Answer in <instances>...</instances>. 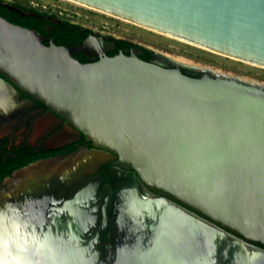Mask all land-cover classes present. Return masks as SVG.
Instances as JSON below:
<instances>
[{
	"label": "water",
	"instance_id": "1",
	"mask_svg": "<svg viewBox=\"0 0 264 264\" xmlns=\"http://www.w3.org/2000/svg\"><path fill=\"white\" fill-rule=\"evenodd\" d=\"M69 1L264 68V0ZM87 50L85 43L44 45L35 31L0 17V97L20 92L41 103L90 145L85 165L109 154L151 195L264 257V85L122 55L97 53L84 64L72 58ZM84 196L60 210L49 209L52 197L40 192L9 205L13 220L5 229L31 244L28 264H175L184 254L182 237L137 205L120 220L127 236L118 234L98 260L91 243L80 245L86 217L69 210ZM65 211L62 224L52 219ZM202 255L204 264H233L213 244L192 259Z\"/></svg>",
	"mask_w": 264,
	"mask_h": 264
},
{
	"label": "flooded vegetation",
	"instance_id": "2",
	"mask_svg": "<svg viewBox=\"0 0 264 264\" xmlns=\"http://www.w3.org/2000/svg\"><path fill=\"white\" fill-rule=\"evenodd\" d=\"M0 6L5 8L6 10L14 12L20 18H34L39 23H43L40 25V31L35 29L31 30L35 31L43 39L44 45H49V43L52 42L55 46L58 47L73 48L81 43H85L87 45V48L89 47L86 54L75 53L72 55V58L77 60L79 63H93L97 61L101 56L115 57L122 55L125 57H136L141 61L168 69L173 68L175 64L174 62L172 63L166 58H162V56H160L159 54H155L153 51L127 41L124 38L115 37L110 33L105 34V32L99 31L98 29L94 31L92 29L83 27L78 23L76 24L74 22H70L69 20L62 18L61 16L59 17L45 11L41 12L34 8H15V6L13 7L9 4H6L5 2H2V0H0ZM100 27L102 29L106 28L104 26ZM97 53H101V56H98ZM180 72L182 74H187L190 71L180 68ZM194 77L197 78L199 76L195 75ZM16 101L18 103L25 101L27 102V104L24 105L17 114L11 116L10 118H0V131L3 130V134L1 133L0 139L12 138L13 144H17L18 142H20V140L16 139L15 134L20 129L19 126L23 125L22 127L25 130L22 135L25 139V143L30 147L41 145L45 150H52L61 148L68 144H74L79 140L70 136V140L66 143H56L54 145H51L50 142H55L53 138L63 130V124L66 125V123L55 117L54 119L56 120V122L54 123V121H51L47 117L48 112L45 107L41 103L37 104L38 102L36 103V101L28 99L25 95L22 96L21 94H18ZM32 104L41 107V111L36 113L31 112L30 114H28L27 110L31 109ZM6 126H8L9 129H6ZM53 127L55 128V130H53ZM20 130L22 131V129ZM27 140L31 141V143L27 142ZM35 141L36 143H34ZM90 149L91 148H87L85 145H81L77 146L75 151L72 153H65L53 158H63L68 155L75 154L76 152L88 151ZM113 161V159L103 161L101 164L93 167V170L91 172L84 174L85 176L83 175L81 176V178L73 179V181H75L71 182L70 185L72 186H60L59 190H63V194L65 196H53L52 201H48L46 203L49 209L51 207L59 210L61 208L65 209L67 207L66 204L73 200L76 195H78L80 192L85 193L83 199L84 202L74 205L70 204L69 210L76 212V214H83L86 217V221L83 224V231L85 233H83L81 237L82 241L80 242V244L87 245L91 243L92 245H97L98 249L95 251L92 245L88 249H90L89 251H91L92 253H97L98 256H101L102 260L105 258L103 256V249L105 247L104 244H108L109 242H111V237L109 236L111 234L109 228L111 221L115 225L117 233L120 234V236H122V233L123 235L125 234L127 236V227H129V225L127 224L128 226H120V220L123 218V216H126V213L130 210L129 208L131 206L137 207L138 205V207H140V209L144 211L145 214L149 215H151L152 212L158 210V220L156 221V223L162 221V219L169 216V214L173 215V211H180L173 205L156 198V196L151 195L142 186L140 187L149 197H145L144 199L140 198L134 189L135 187H137V184L132 178L134 177L133 173H131L130 171H122L120 169H117L112 165ZM112 169H116L118 170V172H114L112 171ZM113 178L115 183L113 182ZM70 187H73V192L67 195L66 192L68 193V190L71 191V189H68ZM132 210L135 211V209L132 208L130 212ZM103 217H105V223L103 222ZM57 218L59 220H56ZM52 219H55L56 223L62 224L66 219V211L63 215L62 213L54 214L52 216ZM143 225L144 224L142 223L140 226L142 227ZM89 234L91 235V237L89 240H86L85 238L88 239ZM118 234L116 239L117 241L119 239ZM83 241L86 243H83ZM223 247V249L221 247L222 251L234 248L231 249L229 253V257L232 258L233 264L235 262L239 263L240 260L247 262L246 264H250L249 262L254 258L260 259L258 253H256L255 250L249 247L245 248V250H241L238 243H236L232 239H229L228 242H225V245L223 243ZM110 252L111 251L108 249V253Z\"/></svg>",
	"mask_w": 264,
	"mask_h": 264
},
{
	"label": "rangeland",
	"instance_id": "3",
	"mask_svg": "<svg viewBox=\"0 0 264 264\" xmlns=\"http://www.w3.org/2000/svg\"><path fill=\"white\" fill-rule=\"evenodd\" d=\"M2 2H5L6 4H9L13 7L15 6V8H23V9L34 8L41 12L45 11L47 13H50V14H53L59 17L61 16L62 18L67 19L70 22H74L76 24L78 23L79 25L92 29L94 31L98 29L99 31L105 32V34L110 33V34H113V36L115 37L124 38L127 41H130L150 51H153L155 54H159L160 56H162V58H166L172 63L175 62V60L185 61L187 64H190L191 66H187V65L185 66L182 63L176 66L181 67L183 69H187L190 72H193L194 70H198L197 68H194V66L195 67L199 66L198 67L199 69L205 68V69L219 72L222 74L224 73V75L226 76L228 75L236 76L242 81L250 80L256 83L258 82V84L264 85V69L262 68H258V67L247 65V64L235 61V60L222 57V56H218L214 53H210L205 50L175 41L173 39L166 38L164 36L155 34L148 30L131 25L129 23L117 20L110 16L89 10L84 7L82 8V6L74 5L64 0H2ZM68 16H72V17H68ZM100 26H104L106 28L102 29ZM41 109H42L41 107H38L37 105L32 104L31 109H28L27 112L28 114H30L31 112L36 113V112H40ZM22 126L23 125L19 126L20 129H22V131L19 129L18 132L15 134V137L18 140L23 139L22 134L25 129ZM63 126H66V125L63 124ZM6 129H9L8 126H6ZM53 130H55V128ZM68 130H69V127H68ZM62 132L63 130L60 133ZM1 133L3 134V130L0 131V135ZM70 136L72 135L61 137V140H55V142H50V144L54 145L58 143V141H60L58 144H61L63 141L70 140L69 138ZM27 142L31 143V141H28V140ZM34 143H36V141ZM78 154H82V153L79 151V152H76L75 154L68 155L63 158H59L58 160H60L59 161L60 163L56 159L55 162L53 161L54 164H49V168L50 167H52V169L60 168L61 170L64 167H68L74 159L75 160L79 159ZM101 154L104 156L102 160H99L97 162L90 161L86 165L90 167L93 164V167H95L98 164H101L103 161L112 160V156H110L109 154L107 153H101ZM86 165L82 162L80 165V168L78 167V169H76V172H80V173H76L75 176L69 174V172L72 171L73 169H66L65 176H67L68 178H71V180H68L67 178L66 180L68 181L64 182L66 183L64 184V186H68L71 184V182H74L75 180L73 181V179L81 178V176H83L84 174H87L86 170H88V168ZM43 166L44 165H35V166L28 167L19 173L12 174L10 177H8L5 180V183H3V185L0 188V214H1L0 215V227H4L5 229L6 227L9 228L11 226V223H12L11 221L13 220V218L10 212L7 211L9 205L23 201L22 198H18L17 196L18 190L23 189V186L25 185V180L27 179V177L36 178V176H41V172H43L42 171ZM112 171L118 172V170L116 169H112ZM113 182L115 183L114 178H113ZM37 183H40V181H37ZM35 185L38 186L36 183ZM25 187L26 186H24V188ZM73 187L68 188V189H71V191L68 190V193L66 192L67 195L73 192ZM134 189L140 198L144 199L145 197H149L148 195H146L144 190H142L140 185L137 184V187H135ZM51 194H52L51 195L52 198L53 196H65L63 194V190L61 191L53 190ZM46 196H49V195L46 194ZM48 222H49L48 220L45 221V223H48ZM109 228H110V233H111L109 235L111 237V242H109L108 244H104L105 246L103 249L104 257L107 256L108 249L110 251L114 249L115 245L113 244H115V242L117 241L116 239H117L118 233L112 221L110 223ZM88 236L89 238L88 239L85 238L86 240H89L91 237L90 234ZM229 239H232V238H229ZM83 243H86V242H83ZM80 245L84 246L85 244H80ZM92 246H93L94 251L98 249L97 245H92ZM243 247L248 248V246L246 245H243ZM98 260H102L101 256H98Z\"/></svg>",
	"mask_w": 264,
	"mask_h": 264
},
{
	"label": "bare ground",
	"instance_id": "4",
	"mask_svg": "<svg viewBox=\"0 0 264 264\" xmlns=\"http://www.w3.org/2000/svg\"><path fill=\"white\" fill-rule=\"evenodd\" d=\"M64 1L70 2V3L74 4V5L82 6L80 4L71 2L69 0H64ZM83 7L87 8L89 10H92V11H95V12L110 16V17L115 18L117 20L129 23L131 25L137 26L139 28L148 30V31L153 32L155 34L164 36L166 38H170V39H173L175 41H178V42H181V43H184V44H187V45H190V46L205 50L207 52L214 53V54H216L218 56H222V57H225V58H228V59H231V60H235V61L247 64V65H251V66H255V67L261 68L259 66H256V65H253V64H249L247 62H243V61H240V60L235 59V58H230V57L224 56L222 54H217L216 52H212L210 50H206L204 48H200L198 46H195V45L189 44L187 42H184L182 40L176 39L174 37L165 35L163 33H160V32H157V31H154V30L142 27V26H139L137 24H133L131 22H128V21L113 17L111 15H108V14L93 10L91 8L82 6V8ZM91 49H92V47H91ZM174 63L175 64L182 63L185 66L186 65L187 66H191L190 64H187L185 61H181V60L180 61L175 60ZM198 67L199 66H197V67L194 66V68L199 69ZM262 69H264V68H262ZM210 71H212V70H210ZM211 73L216 74V75H224V73L222 74V73L215 72V71H212ZM248 81H250V80H248ZM158 213H159V211L156 210L155 212H152L151 215H150V216L153 217L155 222L158 220V217H157ZM172 214L173 215L169 214V216L164 217L162 219V221H160L159 223L170 227L173 232L178 233L182 237V242L180 244V247H182L183 250H184V254H183L184 256L183 255H181V256H177L176 255V257L173 259V262L175 264H198L199 261H200V264H204L206 258L203 255L201 256V259L199 258L198 261H197L198 258L196 260L192 259L193 256H195L196 254H199L200 250L202 251V254H203L204 250L207 251V250H209L211 248V244H213L214 246L216 245V247L220 248V249L222 247V249H223L224 248L223 247V243L228 242V240H229L227 236H224V235H222V234H220L218 232L212 231L211 228L205 227L204 224L199 223L194 218H192L189 215L183 213L182 211H179V212L178 211H173ZM122 232H123V230H122ZM15 233H17V231L14 232V230L11 231L10 229L0 230V264H28V262L31 261V259H30L31 254H32L31 244L30 245H28V243L22 244V242H20L17 239V236H19V233H17V234H15ZM13 238H14V240H12ZM11 242H13L14 244L10 245ZM240 248H241V250H243V249L245 250L243 245L242 246L240 245ZM231 249H234V248H231ZM231 249L225 250L226 253L229 254ZM259 257H260V259L254 258L249 263L250 264H264V257L263 256H259ZM206 261L207 262L209 261L208 258L206 259ZM242 262H244V261L240 260L239 263L242 264Z\"/></svg>",
	"mask_w": 264,
	"mask_h": 264
},
{
	"label": "trees",
	"instance_id": "5",
	"mask_svg": "<svg viewBox=\"0 0 264 264\" xmlns=\"http://www.w3.org/2000/svg\"><path fill=\"white\" fill-rule=\"evenodd\" d=\"M0 16L11 24L27 29L40 31V25L43 24L39 23L34 18H20L14 12L6 10L1 6ZM19 94L24 96L20 92ZM37 104H39V102ZM81 145H85L87 148H90V145L85 143L81 136L74 144H68L61 148L52 150H45L41 145L30 147L25 143L24 138L17 144H13L12 138L0 139V188L3 181L10 177L15 171L40 160L53 158L65 153H72L75 151L77 146Z\"/></svg>",
	"mask_w": 264,
	"mask_h": 264
},
{
	"label": "crops",
	"instance_id": "6",
	"mask_svg": "<svg viewBox=\"0 0 264 264\" xmlns=\"http://www.w3.org/2000/svg\"><path fill=\"white\" fill-rule=\"evenodd\" d=\"M17 97L18 96H12V95H8L6 98L0 97V118H2V119L10 118L11 116L17 114L20 111V109L24 105L27 104V102H25V101L18 103L16 101ZM47 117L51 121H54V123L56 122L54 117L51 116L50 114H48ZM69 135H70V132H68L66 126H63V132L58 133L53 138V140H61V137H66ZM59 142L60 141H58V143ZM81 153L82 154H78V158H79L78 160L74 159L68 167H64L61 170H60V168L59 169L58 168L52 169V167L49 168V164H54L55 160L56 159L58 160L60 157L52 158L51 159L52 162H48V161H51L50 159H48V161L42 160V161L36 163L35 165H44L42 167L43 172H41V176H36V178L35 177L34 178L27 177V179L25 180V185H24L26 187L24 188V186H23L22 190H20V189L18 190V193H17L18 198H22L24 201L25 196L32 197L34 195V193H36V191H37V193L40 192V193L45 194V195L48 194L51 197V195H52L51 193L53 190H59L60 186L66 184L63 182L64 181L63 179H65V175H66V173H65L66 169H75V167L78 166L77 164H79V163L81 164L82 162H85L84 159H87L86 157L89 155V153H88V151H83ZM59 161L60 160H58V162ZM35 165L33 164V166H35ZM31 166L32 165H30L28 167H31ZM87 168H88V170H86V173L91 172L93 170V164L90 167L87 166ZM25 169L26 168L21 169L15 173H19ZM69 174H71V171L69 172ZM37 181H40V183H37ZM4 183H5V181H4ZM35 183L38 186H36Z\"/></svg>",
	"mask_w": 264,
	"mask_h": 264
}]
</instances>
